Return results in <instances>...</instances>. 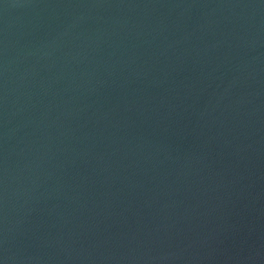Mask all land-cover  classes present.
Segmentation results:
<instances>
[{"label":"water","instance_id":"obj_1","mask_svg":"<svg viewBox=\"0 0 264 264\" xmlns=\"http://www.w3.org/2000/svg\"><path fill=\"white\" fill-rule=\"evenodd\" d=\"M0 264H264V0H0Z\"/></svg>","mask_w":264,"mask_h":264}]
</instances>
